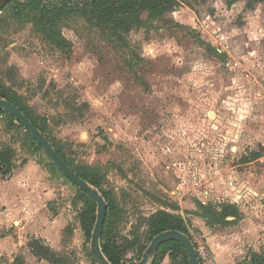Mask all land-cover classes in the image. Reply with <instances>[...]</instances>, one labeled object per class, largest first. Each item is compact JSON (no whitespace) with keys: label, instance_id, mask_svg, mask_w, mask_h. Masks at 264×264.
Here are the masks:
<instances>
[{"label":"rangeland","instance_id":"obj_1","mask_svg":"<svg viewBox=\"0 0 264 264\" xmlns=\"http://www.w3.org/2000/svg\"><path fill=\"white\" fill-rule=\"evenodd\" d=\"M62 33L71 47L51 45L10 7L2 10L0 91L43 126L75 170L88 169L108 204L104 237L136 244L125 260H142L159 212L182 218L214 264H250L264 254V2L182 0L162 21L133 29L121 51L81 18ZM27 144L38 150L17 121L0 115L1 150L21 156ZM59 174L65 190L51 210L64 226L53 249L59 264H99L95 224L89 235L82 223L92 203ZM97 211L96 204L95 218ZM31 242L18 250L25 264H50ZM13 262V245L0 244V264ZM158 264L189 258L180 249Z\"/></svg>","mask_w":264,"mask_h":264},{"label":"trees","instance_id":"obj_2","mask_svg":"<svg viewBox=\"0 0 264 264\" xmlns=\"http://www.w3.org/2000/svg\"><path fill=\"white\" fill-rule=\"evenodd\" d=\"M229 1L236 2V0ZM253 2L262 3L264 0H253ZM181 3L182 0H12L3 10L10 7L13 10V17L15 19L32 23L36 33L43 35L51 45L62 49L71 47V43L62 33V28L65 23L74 18L84 19L93 28L98 30L100 37L106 44L121 51L130 46L128 39L133 29L142 28L146 25L153 26L155 22L162 21L166 14L172 13ZM144 14L147 15L146 19H143ZM0 98L7 99L20 108L49 139L43 126L37 120L33 119L25 108L12 100L5 91H0ZM0 115H6L16 121L4 111H0ZM19 126L22 127L20 124ZM25 133L33 140L38 150L42 152L43 150L33 137L26 130ZM55 149L65 162L74 169L65 156L56 147ZM13 158L14 152L12 148L3 149L0 152V174H7L11 171ZM255 158H258L257 154ZM51 165L55 168L53 164ZM87 170L86 168L83 171H75L86 182L95 186V182L90 178ZM80 191L92 203L91 210H88L82 215V223L90 235L96 222L94 216L96 203L85 192ZM233 215L225 213V217ZM105 227L106 222L104 230ZM148 227V234L151 240L157 235L170 230H177L189 236L182 218L172 216L167 212H159L153 216L150 219ZM104 230L101 245L102 251L108 261L111 264H131L125 260V253L128 250L135 249V242L120 235H109L105 238ZM29 247L36 258L47 261L50 264H59V256L57 253L40 241L33 240ZM180 249L185 250L178 241H170L163 244L152 264H158L161 254ZM13 264H25L23 256L16 257ZM250 264H264V254H254Z\"/></svg>","mask_w":264,"mask_h":264},{"label":"crops","instance_id":"obj_3","mask_svg":"<svg viewBox=\"0 0 264 264\" xmlns=\"http://www.w3.org/2000/svg\"><path fill=\"white\" fill-rule=\"evenodd\" d=\"M12 149V169L0 174V233L4 231L0 244L13 245L15 260L25 254L19 255L18 250L30 241L38 240L51 249L60 243L63 222L51 210L57 205L59 188H65L60 174L42 152L29 144L22 147L21 156Z\"/></svg>","mask_w":264,"mask_h":264},{"label":"water","instance_id":"obj_4","mask_svg":"<svg viewBox=\"0 0 264 264\" xmlns=\"http://www.w3.org/2000/svg\"><path fill=\"white\" fill-rule=\"evenodd\" d=\"M12 0H0V12ZM0 111H4L14 118L33 137L43 152L47 155L51 163L76 187L85 192L97 204V218L91 238V248L95 259L99 264H111L102 251V235L108 214V204L104 196L91 184L86 182L65 160L58 154L50 140L35 124L18 108L7 99L0 98ZM170 241H178L185 249L190 264H201L195 245L188 235L170 230L163 232L153 238L148 250L144 253L142 260L138 264H148L150 260L157 256L160 247Z\"/></svg>","mask_w":264,"mask_h":264},{"label":"built area","instance_id":"obj_5","mask_svg":"<svg viewBox=\"0 0 264 264\" xmlns=\"http://www.w3.org/2000/svg\"><path fill=\"white\" fill-rule=\"evenodd\" d=\"M195 248L201 264H214L213 260L208 255L204 254L196 245Z\"/></svg>","mask_w":264,"mask_h":264}]
</instances>
